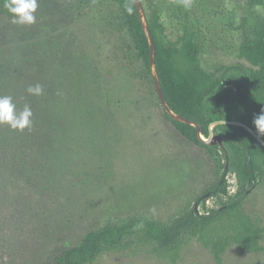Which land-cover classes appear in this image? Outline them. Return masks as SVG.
Masks as SVG:
<instances>
[{
  "label": "rangeland",
  "instance_id": "obj_1",
  "mask_svg": "<svg viewBox=\"0 0 264 264\" xmlns=\"http://www.w3.org/2000/svg\"><path fill=\"white\" fill-rule=\"evenodd\" d=\"M184 4L192 10L185 25L200 35L204 73L211 82L223 77L224 97L235 99L240 83L249 100L244 76L225 71L255 69L239 56L241 34L229 25L245 16V0ZM35 16L30 26L0 18V96H11L17 111L27 105L33 113L24 130L0 125V264H52L110 219H166L217 178L214 159L173 126L151 84L137 74L118 0H38ZM161 22L163 39L180 46L183 25L167 10ZM37 84L43 94H28ZM215 105L211 96L205 108ZM228 109L233 121L249 113L238 102ZM227 178L232 197L238 184L233 172ZM227 200L209 198L205 207ZM243 208L262 227L264 248V179L246 194ZM93 264L171 263L108 253ZM175 264L215 262L192 241ZM223 264H264V251L231 246Z\"/></svg>",
  "mask_w": 264,
  "mask_h": 264
},
{
  "label": "trees",
  "instance_id": "obj_2",
  "mask_svg": "<svg viewBox=\"0 0 264 264\" xmlns=\"http://www.w3.org/2000/svg\"><path fill=\"white\" fill-rule=\"evenodd\" d=\"M118 1L124 25L132 39V61L137 74L148 80L156 94L149 63V44L134 1ZM4 2L0 0V18L10 20L3 7ZM184 2L157 0L152 4L150 0H141L144 10L148 9L145 16L155 46L154 62L167 105L174 113L197 123L202 136L208 138L210 125L215 121L231 120L228 108L238 102L249 109V113L238 121L252 129L263 143L242 127L218 125L214 130L222 132V145L205 144L194 127L174 121L162 108L164 116L186 139L204 148L214 159L218 168L216 181L196 197L193 204L166 219L134 214L107 220L99 228L86 233L77 246L55 255L52 264H93L108 253L144 254L175 264L182 250L192 241L209 250L215 264H223L224 254L231 246H237L246 253L264 251L260 245L263 229L243 208L246 194L264 179V135L258 134L253 123L264 109V15L257 14L258 10L264 14V0H245V16L238 25L229 23L241 34L239 56L255 69L238 66L227 67L225 71L236 69L244 76L249 100L240 83L235 85V99L226 95L225 98L223 77L211 82L202 70L200 35L185 25V18L192 10H186ZM165 10L183 25L184 36L180 46L163 39L161 17ZM211 96L216 105L208 112L205 104ZM230 172L238 184L232 197L227 190L226 178ZM209 198L228 200L217 207L206 208L205 201ZM200 204L202 212L197 209Z\"/></svg>",
  "mask_w": 264,
  "mask_h": 264
},
{
  "label": "clouds",
  "instance_id": "obj_3",
  "mask_svg": "<svg viewBox=\"0 0 264 264\" xmlns=\"http://www.w3.org/2000/svg\"><path fill=\"white\" fill-rule=\"evenodd\" d=\"M4 9L10 17V23L16 26H30L36 22L35 13L38 8V0H5ZM43 87L39 84L27 89L28 94L40 96ZM32 110L27 105L22 111L16 110V105L11 96H0V125H7L14 130H24L32 124ZM220 123H224L221 121ZM254 126L260 135H264V109L255 117ZM154 211V210H153Z\"/></svg>",
  "mask_w": 264,
  "mask_h": 264
},
{
  "label": "water",
  "instance_id": "obj_4",
  "mask_svg": "<svg viewBox=\"0 0 264 264\" xmlns=\"http://www.w3.org/2000/svg\"><path fill=\"white\" fill-rule=\"evenodd\" d=\"M136 10L138 12V16L140 19V23L142 26V29L144 31V34L147 38L148 44H149V63H150V69H151V75H152V79H153V83H154V87H155V91L157 94V97L159 99L160 105L161 107L164 109V111L176 122L179 123H183V124H187L190 125L192 127H194L197 131L198 137L200 138V140L205 143V144H211V145H222L223 139L221 136L219 135H213V129L211 128V126H218V125H234V126H239L242 127L244 129H246L255 139H257V141H259L260 143H263L262 140L253 132L252 129H250L248 126H246L244 123H241L239 121H233V120H221L224 121V123H220L221 121H215L213 122L210 127H209V136L208 138H202V133H201V128L200 126L185 118L182 117L176 113H174L170 107L167 105L164 95L162 93V89L159 83V79H158V74H157V70L155 67V62H154V53H155V46H154V41L152 38V35L150 33V29L147 23V19L145 16V12L141 3V0H133Z\"/></svg>",
  "mask_w": 264,
  "mask_h": 264
},
{
  "label": "flooded vegetation",
  "instance_id": "obj_5",
  "mask_svg": "<svg viewBox=\"0 0 264 264\" xmlns=\"http://www.w3.org/2000/svg\"><path fill=\"white\" fill-rule=\"evenodd\" d=\"M227 176H228V175H227ZM226 178H227V177H226ZM227 179H228V178H227ZM227 181H228V180H227ZM207 200H209V199H207ZM207 200H206V201H207ZM206 201H205V204H206ZM210 208H211V207H210Z\"/></svg>",
  "mask_w": 264,
  "mask_h": 264
}]
</instances>
